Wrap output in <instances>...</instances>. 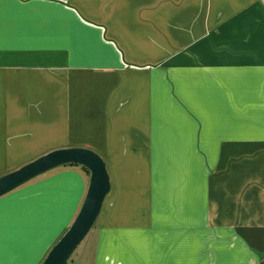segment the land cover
Returning <instances> with one entry per match:
<instances>
[{
    "label": "crops",
    "instance_id": "obj_1",
    "mask_svg": "<svg viewBox=\"0 0 264 264\" xmlns=\"http://www.w3.org/2000/svg\"><path fill=\"white\" fill-rule=\"evenodd\" d=\"M70 146L111 180L73 264H264V0H0V176ZM41 177L0 197V264L82 206V166Z\"/></svg>",
    "mask_w": 264,
    "mask_h": 264
},
{
    "label": "water",
    "instance_id": "obj_2",
    "mask_svg": "<svg viewBox=\"0 0 264 264\" xmlns=\"http://www.w3.org/2000/svg\"><path fill=\"white\" fill-rule=\"evenodd\" d=\"M66 165H80L90 171L88 191L77 216L50 249L42 264H68L78 246L95 226L111 189L106 162L91 148L70 146L54 149L0 176L2 197L32 179Z\"/></svg>",
    "mask_w": 264,
    "mask_h": 264
},
{
    "label": "rangeland",
    "instance_id": "obj_3",
    "mask_svg": "<svg viewBox=\"0 0 264 264\" xmlns=\"http://www.w3.org/2000/svg\"><path fill=\"white\" fill-rule=\"evenodd\" d=\"M0 163H1V162H0ZM48 172H49V171H48ZM46 173H47V172H46ZM44 174H45V173H44ZM87 175H88V174H87ZM41 176H43V174L40 175V176H38V177H36V178H35L36 180H34V181H37V180L43 178V177H41ZM88 176H89V178H90V175H88ZM96 225H97V224H96ZM67 229H68V228H67ZM67 229H65V231H66ZM65 231H64V232H65ZM64 232H63V234H64ZM63 234H62V235H63ZM91 234H93V231H92ZM91 234H90L89 236H91ZM62 235H61V236H62ZM61 236H60V237H61ZM88 238H90V237H88ZM76 251H77V249H76ZM76 251L74 252V254L72 255V257L70 258L68 264H73V260H72V258H75L76 254H77ZM75 253H76V254H75ZM75 261H76V260H75ZM75 261H74L75 264L79 263V262H75Z\"/></svg>",
    "mask_w": 264,
    "mask_h": 264
},
{
    "label": "trees",
    "instance_id": "obj_4",
    "mask_svg": "<svg viewBox=\"0 0 264 264\" xmlns=\"http://www.w3.org/2000/svg\"><path fill=\"white\" fill-rule=\"evenodd\" d=\"M82 168L85 170V172H86L88 175H90V171H89L86 167L82 166Z\"/></svg>",
    "mask_w": 264,
    "mask_h": 264
}]
</instances>
